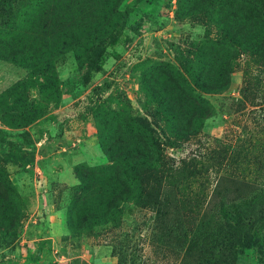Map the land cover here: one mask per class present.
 <instances>
[{
  "label": "rangeland",
  "instance_id": "374dc122",
  "mask_svg": "<svg viewBox=\"0 0 264 264\" xmlns=\"http://www.w3.org/2000/svg\"><path fill=\"white\" fill-rule=\"evenodd\" d=\"M243 2H10L15 24L0 31V264H264V229L245 231L244 248L197 255L199 235L235 223L189 204L221 200L220 174L168 187L161 212L140 185L142 157L180 165L197 155L212 167L251 137L264 145V65L243 47L264 45V18ZM177 119L189 135L172 132Z\"/></svg>",
  "mask_w": 264,
  "mask_h": 264
},
{
  "label": "trees",
  "instance_id": "16d2710c",
  "mask_svg": "<svg viewBox=\"0 0 264 264\" xmlns=\"http://www.w3.org/2000/svg\"><path fill=\"white\" fill-rule=\"evenodd\" d=\"M12 1L16 2L19 0ZM12 1H8L7 4L4 1L0 2V6L3 7L0 14V31L11 28L15 24L13 21L16 16L11 14L13 12L11 5H9ZM243 4L256 17L264 18V0H244ZM9 8L11 10H7ZM243 47H245L244 54L249 61L259 59L260 63L264 65L263 43L259 44V42L246 40L243 43ZM172 113L175 118L179 116L178 111ZM174 131L175 133L183 134L184 137L190 134V129L179 122V119L172 126V132L174 133ZM165 135H167V142L171 143L172 137L170 138V135L166 133ZM251 138L249 141L245 140L246 147L239 151L234 149L230 151L226 164L218 162L219 164L212 167L205 162L206 158L201 160L200 156L197 155L189 159H183L180 165H177L171 158L163 156L164 154L160 156L157 162L153 163L151 158L142 157L146 168L140 172V185L142 186V193L146 197L145 203L150 204L159 212L163 209L162 196L164 193L166 194L165 191L168 187H175L176 183L181 181L184 183L187 181L199 183L206 178L205 176H209L212 173L220 174L214 193L217 194L219 192L218 188L220 186H225V190L222 189L224 197L221 200L205 203L201 199H196L193 202H189V204L196 210H201L205 205H211L214 207L213 210L217 211L215 213H219L222 219H230L235 223L234 225L223 223L220 233L214 239L212 236H208V238L203 240L202 236L204 233L199 235L194 241L198 245L197 255L199 258L212 255L213 249L208 250L211 245L214 248L221 247L222 251L229 248H244L248 243L247 241L243 242L240 236L245 231L264 229V145H261L259 141L254 142V137ZM151 140L153 145L160 151H165V145L160 144L159 141L157 142L153 138ZM136 156L138 155H131V153L126 152L120 153V157L128 162L136 160ZM185 189L186 191L189 190L186 187ZM243 192H247L246 194L249 195L245 198L224 200L226 195L239 194L241 196V194L244 195ZM211 230L212 228L209 226L205 229V232H210Z\"/></svg>",
  "mask_w": 264,
  "mask_h": 264
}]
</instances>
